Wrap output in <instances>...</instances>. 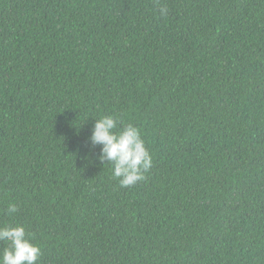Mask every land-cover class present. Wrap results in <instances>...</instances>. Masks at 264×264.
<instances>
[{"label": "trees", "instance_id": "trees-1", "mask_svg": "<svg viewBox=\"0 0 264 264\" xmlns=\"http://www.w3.org/2000/svg\"><path fill=\"white\" fill-rule=\"evenodd\" d=\"M104 115L142 133L135 185ZM4 224L37 264H264V0H0Z\"/></svg>", "mask_w": 264, "mask_h": 264}, {"label": "clouds", "instance_id": "clouds-1", "mask_svg": "<svg viewBox=\"0 0 264 264\" xmlns=\"http://www.w3.org/2000/svg\"><path fill=\"white\" fill-rule=\"evenodd\" d=\"M161 15L167 13L160 8ZM114 115H104L95 119L89 144L95 148L100 145L99 160L112 165V175L119 180L121 187L135 185L145 178L144 173L152 167V156L146 148L138 127L129 123L118 127ZM17 211L15 203L7 207V214ZM7 247L0 250V264H37L41 248L32 242L23 225H0V243Z\"/></svg>", "mask_w": 264, "mask_h": 264}]
</instances>
